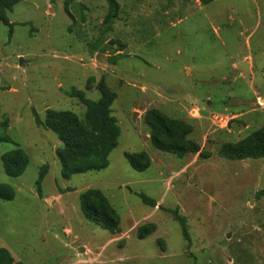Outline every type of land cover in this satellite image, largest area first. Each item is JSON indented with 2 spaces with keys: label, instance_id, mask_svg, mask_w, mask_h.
<instances>
[{
  "label": "rangeland",
  "instance_id": "374dc122",
  "mask_svg": "<svg viewBox=\"0 0 264 264\" xmlns=\"http://www.w3.org/2000/svg\"><path fill=\"white\" fill-rule=\"evenodd\" d=\"M21 0L0 22V247L21 264H264V158L220 147L264 127V0ZM100 56V57H99ZM115 92L120 129L107 168L67 178L47 109L85 118L79 94ZM236 99L234 104H230ZM191 126L198 151L151 142L149 110ZM28 157L16 177L2 156ZM146 152L136 170L126 154ZM101 192L116 231L89 221L82 195ZM181 220H185L182 223ZM188 231V237L185 235Z\"/></svg>",
  "mask_w": 264,
  "mask_h": 264
},
{
  "label": "trees",
  "instance_id": "16d2710c",
  "mask_svg": "<svg viewBox=\"0 0 264 264\" xmlns=\"http://www.w3.org/2000/svg\"><path fill=\"white\" fill-rule=\"evenodd\" d=\"M21 0H0V22L8 23L7 12ZM211 0H201L208 4ZM109 6L108 18H114L119 9L117 0H107ZM101 98L97 101L88 99L80 93L79 98L86 106L85 118L81 119L70 110L47 109L44 119L36 118L47 129L53 131L62 146L58 150L64 177H71L88 171H99L109 165V156L118 145L120 134L119 126L111 115V106L116 98L104 82L99 83ZM146 121L151 128V142L157 149L184 156L198 151V144L188 135L191 126L184 121L166 116L159 110L147 112ZM8 119L0 113V143L11 141L7 130ZM219 153L222 157L231 160L247 158H264V127H261L237 142L223 144ZM126 158L136 170H145L150 166V159L146 152L128 153ZM5 162V171L16 177L22 174L28 164L26 154L18 149L2 156ZM264 190L258 192V196ZM15 197L14 189L6 183L0 184V198L12 200ZM82 212L92 223L110 231H116L119 225L117 211L108 199L97 190H90L82 195ZM185 223V220H181ZM188 237V231L185 229ZM0 264H21L15 262L11 253L0 247Z\"/></svg>",
  "mask_w": 264,
  "mask_h": 264
},
{
  "label": "water",
  "instance_id": "95a60500",
  "mask_svg": "<svg viewBox=\"0 0 264 264\" xmlns=\"http://www.w3.org/2000/svg\"><path fill=\"white\" fill-rule=\"evenodd\" d=\"M234 102H236V99H232L231 102H230V104H234Z\"/></svg>",
  "mask_w": 264,
  "mask_h": 264
}]
</instances>
